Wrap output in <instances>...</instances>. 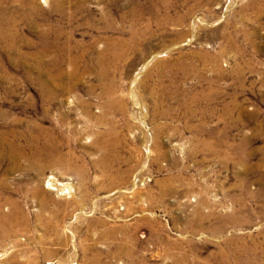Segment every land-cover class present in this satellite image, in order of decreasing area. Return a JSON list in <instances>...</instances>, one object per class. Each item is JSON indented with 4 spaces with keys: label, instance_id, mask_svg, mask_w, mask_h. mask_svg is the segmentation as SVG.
<instances>
[{
    "label": "rangeland",
    "instance_id": "rangeland-1",
    "mask_svg": "<svg viewBox=\"0 0 264 264\" xmlns=\"http://www.w3.org/2000/svg\"><path fill=\"white\" fill-rule=\"evenodd\" d=\"M12 202L0 264H264V0H0Z\"/></svg>",
    "mask_w": 264,
    "mask_h": 264
},
{
    "label": "bare ground",
    "instance_id": "bare-ground-1",
    "mask_svg": "<svg viewBox=\"0 0 264 264\" xmlns=\"http://www.w3.org/2000/svg\"><path fill=\"white\" fill-rule=\"evenodd\" d=\"M44 87V86H43ZM51 94V93H50ZM50 98V97H49ZM50 101V99H49ZM30 106V105H29ZM33 126V125H32ZM34 127V126H33ZM34 129V130H33ZM29 133L34 134H28L25 136L26 137V145L32 150L31 152V156H27V160H29L30 163H32L35 167H37L38 169H44L43 166V158L44 157H48L49 153L52 152V150H47L48 147V142L50 141V137L51 134L48 132L47 129L43 128V127H36L29 129ZM25 135V134H24ZM23 137V136H20ZM24 139V138H23ZM45 142L48 143L47 146L45 145L44 149H34L36 148L38 145V142ZM5 142V141H4ZM6 143V142H5ZM41 144V143H40ZM6 145H8L6 143ZM42 145V144H41ZM53 146V145H52ZM51 146V147H52ZM21 148V146H20ZM53 149V148H52ZM54 152V151H53ZM19 153V152H18ZM22 153V152H21ZM30 153V152H29ZM15 154V153H14ZM60 154H58L56 157H54V163H61V159L62 157L59 156ZM18 156V155H17ZM21 157V156H20ZM52 157V156H51ZM21 159V158H20ZM52 159V158H51ZM53 160V159H52ZM41 162V163H40ZM45 163V162H44ZM53 163V164H54ZM15 165V164H14ZM47 165V164H46ZM13 203V202H12ZM15 204V203H13ZM18 208L15 204L14 209H13V213H11L10 215H4V216H0V228L4 227V226H8L11 228H13L16 225H21L23 223L26 222V219L21 215L20 212H17ZM17 214V215H16ZM3 229H8V228H3ZM6 231V230H5ZM3 232V231H2ZM9 232V231H8ZM4 233V232H3ZM1 236H3L1 234Z\"/></svg>",
    "mask_w": 264,
    "mask_h": 264
}]
</instances>
